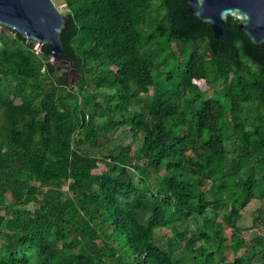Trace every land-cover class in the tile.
Listing matches in <instances>:
<instances>
[{"label":"trees","instance_id":"1","mask_svg":"<svg viewBox=\"0 0 264 264\" xmlns=\"http://www.w3.org/2000/svg\"><path fill=\"white\" fill-rule=\"evenodd\" d=\"M63 1L61 60L1 36L0 264H264L238 225L264 203V45L184 0Z\"/></svg>","mask_w":264,"mask_h":264},{"label":"water","instance_id":"2","mask_svg":"<svg viewBox=\"0 0 264 264\" xmlns=\"http://www.w3.org/2000/svg\"><path fill=\"white\" fill-rule=\"evenodd\" d=\"M188 11L200 22L211 26L217 40L226 39L228 17L261 48L264 45V0H184ZM0 26L18 33L40 46H48L56 61L62 59L61 39L68 19L54 0H0Z\"/></svg>","mask_w":264,"mask_h":264},{"label":"rangeland","instance_id":"3","mask_svg":"<svg viewBox=\"0 0 264 264\" xmlns=\"http://www.w3.org/2000/svg\"><path fill=\"white\" fill-rule=\"evenodd\" d=\"M54 2L56 3V5L58 6V8L63 14H66L68 12L67 6L63 0H54ZM63 66H64V71H67L69 73L67 77L69 84L76 85L78 82L77 75L67 65H63ZM208 96H210V93H208ZM114 138L116 140L115 143H118V144H128L131 141L130 135H125L121 132H118L114 136ZM134 148H136V146ZM259 208H261V212H258L257 209ZM261 213L263 217L260 220H258V222H255L254 221L255 217L260 215ZM210 217L213 218L215 217V215L212 212H210ZM218 220L219 221L222 220L221 215L218 217ZM238 225L241 228H246V231L244 233L246 240H251L258 235H264V203L261 201H256L252 203L248 209L242 212L241 218L238 220ZM164 232L165 230L158 229L157 237L159 239L161 238L164 239L163 237ZM167 234H169V232H167ZM241 253H245V250H242Z\"/></svg>","mask_w":264,"mask_h":264},{"label":"built area","instance_id":"4","mask_svg":"<svg viewBox=\"0 0 264 264\" xmlns=\"http://www.w3.org/2000/svg\"><path fill=\"white\" fill-rule=\"evenodd\" d=\"M3 27L0 26V42H1V36H2V33H3ZM40 46V45H39ZM40 52V48L37 49V53Z\"/></svg>","mask_w":264,"mask_h":264}]
</instances>
